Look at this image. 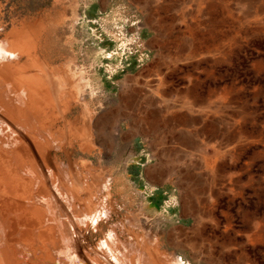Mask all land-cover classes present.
<instances>
[{"label": "rangeland", "instance_id": "1", "mask_svg": "<svg viewBox=\"0 0 264 264\" xmlns=\"http://www.w3.org/2000/svg\"><path fill=\"white\" fill-rule=\"evenodd\" d=\"M0 1L1 37L37 34L36 52L55 61L98 50L91 81L100 99L91 96L89 108L97 138L116 135L99 159L116 180L113 219L144 221L169 258L264 264V0H79L73 29V7L63 13L56 0ZM111 27L132 39L127 49ZM187 89L193 111L177 107ZM54 102L52 128L83 125L86 106L70 101L62 120ZM133 165L151 181L143 173L134 180ZM156 186L169 199L158 210L146 202Z\"/></svg>", "mask_w": 264, "mask_h": 264}, {"label": "bare ground", "instance_id": "2", "mask_svg": "<svg viewBox=\"0 0 264 264\" xmlns=\"http://www.w3.org/2000/svg\"><path fill=\"white\" fill-rule=\"evenodd\" d=\"M56 1L62 3L63 13L73 7V29L81 17L80 1ZM1 8L0 1V15ZM4 29L0 19V264H184L179 254L169 258L160 249L157 234L149 233L144 221L112 218L118 213L113 200L116 180L111 165L102 166L99 159L103 146H115L116 135L109 131L98 139L92 125L96 114L89 108L91 96L96 102L100 99L99 87L91 81L98 50L93 58L85 50L81 62L69 58L54 74L52 67L38 79L37 72H31L35 77L25 72L27 66H37V34L1 37ZM110 32L127 49L132 39L126 40L123 31L114 33L112 27ZM23 55L30 62L26 68L18 62ZM112 56L107 52L104 58ZM183 96L180 106L193 111L191 89ZM53 100L62 120L70 101L86 106L87 113L78 118L83 125L67 120L68 127L52 128ZM194 121L188 118L187 124ZM76 151L86 158L77 157ZM125 152L126 148L121 155ZM96 234L100 238L93 244L89 238Z\"/></svg>", "mask_w": 264, "mask_h": 264}, {"label": "crops", "instance_id": "3", "mask_svg": "<svg viewBox=\"0 0 264 264\" xmlns=\"http://www.w3.org/2000/svg\"><path fill=\"white\" fill-rule=\"evenodd\" d=\"M24 20H27V19H30V20H33V19H37V18H32V17H24L23 18ZM22 35H24L25 37H27L26 36V34H25V32L22 34ZM36 55L39 57V59H38V62H40V63H35V65H37L35 68L33 67V70H32V67L31 66H27V65H30L27 61H29V59L28 58H26L27 56L26 55H23L21 58H20V64H21V66H22V64H24L22 67H25L26 68V66H27V70L25 69V72L27 73H30L31 74V72H37V75H36V77L38 78V75H39V78L40 77H44V75H45V72H47V71H51L50 69L53 67V71H51L50 73L51 74H54V73H52V72H55V68H58V67H60V66H62L61 64L64 62V61H55L54 60V57H52L51 55H45V54H43L42 52H39V50L36 52ZM25 58V59H24ZM27 60V61H26ZM43 60V61H42ZM46 62H45V61ZM32 63H33V61L32 60H30ZM42 61V62H41ZM27 62V63H26ZM44 62V63H43ZM31 63V64H32ZM42 63V64H41ZM35 65H33V66H35ZM41 65V66H40ZM48 66L50 67L49 69H48ZM58 66V67H57ZM31 67V69H29ZM45 68V69H44ZM31 70V71H30ZM27 73V74H28ZM31 75H33V74H31ZM35 75V74H34ZM33 75V77H35ZM48 75H49V73H48ZM38 78V79H39ZM43 79V78H42ZM42 79H40V80H42ZM44 80H42V81H40L41 83L40 84H42V85H44L43 87H45L44 89L46 90V89H48V85L45 83V81L43 82ZM43 82V83H42ZM45 83V84H44ZM44 90V91H45ZM193 94V93H192ZM183 97L184 96H182V100H183ZM182 100H181V102L180 103H182ZM181 104H179V105H177V107H180V108H186V107H181L180 106ZM181 116V118H182V120H184L186 123H187V119H188V117H186V115H184V114H181L180 115ZM212 130H213V128H212ZM141 147V145L140 144H138L137 145V149H139ZM138 151V150H137ZM140 154H142L141 152H140ZM139 159H141V158H139ZM143 173V175H144V177L147 179V180H149V181H151V177L149 176V172H147V171H144V172H141V170H139V174H138V177H139V175L140 174H142ZM139 180V179H138ZM146 199H147V204H148V206H149V208L150 209H154V210H158V209H160L162 206H168V202H169V199H168V195H167V191L163 188V187H161V186H156V187H152L151 188V190H149L148 192H147V195H146ZM170 211H174V209H169ZM180 220L179 221H184V220H182V218H179Z\"/></svg>", "mask_w": 264, "mask_h": 264}, {"label": "trees", "instance_id": "4", "mask_svg": "<svg viewBox=\"0 0 264 264\" xmlns=\"http://www.w3.org/2000/svg\"><path fill=\"white\" fill-rule=\"evenodd\" d=\"M129 174L133 177L134 180H138L139 167L133 165V167L129 170Z\"/></svg>", "mask_w": 264, "mask_h": 264}, {"label": "built area", "instance_id": "5", "mask_svg": "<svg viewBox=\"0 0 264 264\" xmlns=\"http://www.w3.org/2000/svg\"><path fill=\"white\" fill-rule=\"evenodd\" d=\"M178 257L182 259L181 261H182L184 264H191L190 261L187 260V259H186L185 257H183L182 255H179Z\"/></svg>", "mask_w": 264, "mask_h": 264}]
</instances>
